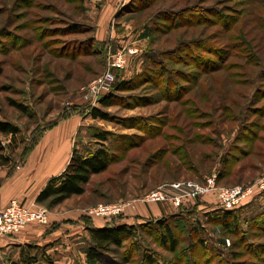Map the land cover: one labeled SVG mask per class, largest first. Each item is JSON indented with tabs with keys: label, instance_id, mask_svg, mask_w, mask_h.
I'll return each instance as SVG.
<instances>
[{
	"label": "rangeland",
	"instance_id": "1",
	"mask_svg": "<svg viewBox=\"0 0 264 264\" xmlns=\"http://www.w3.org/2000/svg\"><path fill=\"white\" fill-rule=\"evenodd\" d=\"M129 1L122 0L121 7ZM143 5L112 19L104 37L96 32L99 42L106 41L103 52L97 40L91 41L94 23L88 11L94 5L87 0L85 12L78 0H0V122L19 129L15 138L0 134L1 153L10 160L0 175L21 170L51 123L74 125L75 149L88 156L101 147L93 133H109L106 148L112 162L90 178L82 196L58 206L51 201L35 206L88 218L98 205L131 204L135 209L129 210L137 211L154 204L142 200L158 189L172 197L191 195L181 189L183 184L209 189L214 177L215 188L169 219L179 239L174 255L162 247L154 224L147 232L138 229L133 241L140 248L126 240L94 264H264V192L245 202L249 205L235 207H241L236 236L217 222L224 210H194L204 196L218 198L219 189L252 185L264 176V0H148ZM211 8L234 19L229 30L221 26L222 14ZM182 11L183 17L173 16ZM177 19L185 25L170 28ZM76 25L81 31L71 34L69 28ZM4 31L10 36L4 37ZM201 42L224 51L222 56L198 47ZM189 43L196 54L181 51ZM120 55L125 66L113 72H125L128 83L136 79L133 86L117 93L109 108L84 103V91ZM194 58L218 60L219 68L205 72ZM148 72L154 73L150 79ZM168 76L179 92L168 84ZM95 108L114 118L93 119ZM80 241L74 243L75 262L67 264H89L92 242L90 237Z\"/></svg>",
	"mask_w": 264,
	"mask_h": 264
},
{
	"label": "crops",
	"instance_id": "2",
	"mask_svg": "<svg viewBox=\"0 0 264 264\" xmlns=\"http://www.w3.org/2000/svg\"><path fill=\"white\" fill-rule=\"evenodd\" d=\"M87 1L88 4L94 5L92 12L88 11V17L93 21L94 29L100 33L101 38L109 29L111 20L126 13L129 7V5L121 7L122 0ZM96 5L99 6L98 11H96ZM101 42L106 41L101 40ZM74 127L69 122H63L51 131L43 133L32 154L27 158L28 162H25L21 170L0 175V211L4 210L13 200L28 206L35 204L49 181L65 172L76 150ZM195 200H185L180 207L170 203L140 205L137 211L128 210L125 215L115 219L112 223L116 225L142 224L150 219H160L180 213L192 202H196ZM197 204L198 211L204 208L208 212L219 208L218 199L214 195L204 196L195 205ZM84 217L83 214L49 212L47 225L32 223L17 235L1 238L0 264H25L26 261L30 264L42 262L46 264L43 260L47 261L50 258L57 264L75 262L74 243L76 239L80 241L83 238H89ZM90 221L98 229L108 224L99 217H90ZM37 250L42 253L38 255Z\"/></svg>",
	"mask_w": 264,
	"mask_h": 264
},
{
	"label": "trees",
	"instance_id": "3",
	"mask_svg": "<svg viewBox=\"0 0 264 264\" xmlns=\"http://www.w3.org/2000/svg\"><path fill=\"white\" fill-rule=\"evenodd\" d=\"M147 1L148 0H132L131 3L129 4L128 10H132V11H136L137 9L141 10V9L146 7V5L142 6V4L143 3L146 4ZM78 2L80 4H82V8L84 10L83 12H85V8H84L85 0H78ZM83 4H84V6H83ZM138 4H140V5L138 6ZM205 9H208V8H205ZM202 10H203V8H202ZM209 10L212 13H215L217 16H219V14L221 12L224 13L223 10L222 11L217 10V9L214 10V8H211ZM184 14H185L184 11H182L179 13H174L173 16L178 18V16L183 17ZM191 20L192 19H189V21H191ZM220 20H221V26L227 30H229L232 27V23L234 22V19L230 20L229 17H224L223 14L220 17ZM177 21H179V23L173 22V25H171L170 28L174 29V28L180 27L182 25H185L184 23H181V21L179 19H177ZM210 22H212V20H209V23ZM90 28H88V29H90ZM90 30L93 31L92 28ZM68 31L71 34H78L79 31H81V27L76 25V26L70 27ZM3 33L5 35L4 37L10 36V33L8 31H4ZM1 37H2V35H0V38ZM96 38H97L96 37V30L94 29V37H92L91 41L93 43L94 42L96 43V40H97ZM87 43H90V42L88 41ZM98 44L100 46H102L101 48L103 49V52H104L105 48H106L105 43L100 41ZM205 44L206 43L201 42V43H199L198 47L204 46V47H206L204 49L208 50V51L218 50L217 47H215V46H212V45L211 46L210 45L205 46ZM104 46H105V48H104ZM186 46H187V48L184 45L185 48H182L181 51H184L183 49H185L187 51L188 50L192 51V53L196 52L193 48V46H195V45H193V43H191V44L189 43V45H186ZM11 49H14V48H11ZM218 52H219L218 57H220V56H222L221 52H224V51L218 50ZM193 54H196V53H193ZM194 59H197V60H195V62H198L200 64V67L202 68V70L203 69L207 70L205 72L217 70L219 68L218 60L210 59V58H208L206 61H204L203 58H200V59L194 58ZM223 59L224 58H221L222 62H223ZM165 66H166L165 63H162L161 65L159 63L160 69L165 68ZM2 72L3 71L0 68V77L2 75ZM124 73L125 72L116 74L117 79H116L112 89L110 90L109 94L102 97L100 100V104L102 107H104V108L111 107L113 105V103L115 102L114 101L115 95L117 93H119L121 90L123 91V90L131 88V86H133L134 81L136 79L128 83L125 81ZM143 74H145V73H143ZM143 74H142V76H139V77L142 78L143 76L145 77V75H147L148 79H150L154 75V73H151V72H148L145 75H143ZM168 80H169L168 84H171L173 87L175 86L174 91L179 92L181 90L180 86L178 84H175L174 83L175 81H173L170 77ZM13 105L16 108H18L21 112H25V108L22 105L15 103V102H13ZM91 116L95 120H103V121H109L110 119L114 118V117L109 116L107 113L101 111L100 109H97V108L91 109ZM56 124H57V122L51 123V124L47 125L46 128L43 129L42 131L51 130L52 128H54L56 126ZM0 134L15 138L19 134V129L15 125L0 122ZM109 137H110L109 133H104L102 131H98V132L93 133L92 138L94 140H96L98 142L97 144H99L101 147L95 153L89 154V156L85 155V154H81L77 150H75L73 153V156L71 158V162H70L69 166L67 167V169L65 170V172L62 173L60 176L55 177L49 181L47 186L44 188V190L40 193L39 197L37 198L36 203L37 204H43V203H46L47 201H51L52 202L51 206H58L59 204L71 199L72 197L82 196L85 193V186L89 183L90 178L93 175H98V174L105 172L112 162L111 155H110L108 149L106 148V144L109 140ZM236 140H238V139H236ZM35 145H36V143H34L33 146L35 147ZM231 149H232V147L228 149V152ZM2 151H3V149L0 147V169L3 167H7L10 163L9 158L6 157L3 153H1ZM229 154H230V152H229ZM225 161H226V159H225ZM225 161L222 163V167H224V169L226 166H228L227 162H225ZM225 173H227V172H225ZM247 205H249V204L244 203L242 206L245 207ZM220 209L223 210L221 207H219L218 209H216L214 211H209V212H211V213L217 212V211L220 212ZM240 209H241V207L240 208H234L232 210L221 211V213H222L221 217L217 218L218 223H223L226 226L227 233H229L230 236H236L239 233L237 222L240 219V212H241ZM185 210L186 209H184L182 211H185ZM194 210L198 211V204L194 206ZM179 214L180 213L170 215V216H166V217H163L160 219H150V220H148L142 224H137V225H116L115 223H108V224H106V226L104 228H101V229L95 228L92 225L90 218H84V221L87 224L88 233L90 234L89 237H90V240L92 242L91 247L87 250L88 263L94 264L97 261H100L101 258L104 256V254L110 253L114 247L123 246L122 243L126 240L130 241L135 248H140L139 244L136 243L137 241L136 242L133 241L137 235L138 229L141 228L142 230H144V232H147L146 228H151L152 226H154V224L157 226V228H160L159 237H160V241L162 243L161 244L162 247L167 248L174 255L175 253L178 252V248H179L178 247V241H179V239L175 234L176 229L169 223V219L176 217V216H179ZM261 217H263L261 219H264V213L262 214ZM167 222H168V224H164ZM192 237H194V235ZM189 249L191 250V252H193L194 247L189 248ZM204 250H206V249L204 248L202 251L204 252ZM147 258H148L147 260L149 262H153L150 256H147ZM34 261H35V259H34ZM34 263H36V262H34ZM25 264H30V263H29V261H26Z\"/></svg>",
	"mask_w": 264,
	"mask_h": 264
},
{
	"label": "built area",
	"instance_id": "4",
	"mask_svg": "<svg viewBox=\"0 0 264 264\" xmlns=\"http://www.w3.org/2000/svg\"><path fill=\"white\" fill-rule=\"evenodd\" d=\"M125 62L126 61L120 55L119 58L110 65V69H108L105 75L84 91L85 93L81 97L82 101L89 104L92 108L99 104L101 98L109 94L117 79V75L114 74L113 71L115 69L123 70ZM214 179L215 177L209 179V189L191 183L183 184L181 189L185 188L191 192L193 191L191 195L180 194L177 197H172L165 189H158L149 194L144 200H142V202L147 204L170 202L174 206L180 207L183 201L200 198L205 195L204 193H207L208 190L214 189ZM217 191L219 206L223 210H232L240 203H245L252 197L264 192V176H262L261 180L252 185L234 189L223 188ZM130 207L133 210L135 209V206L131 204L98 205L88 211L87 216L99 217L103 220L111 221L117 217L125 215ZM48 216L49 211L46 209L35 206V204L28 206L17 200H13L4 210L0 211V239L17 235L32 223L47 225Z\"/></svg>",
	"mask_w": 264,
	"mask_h": 264
}]
</instances>
